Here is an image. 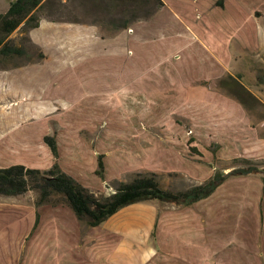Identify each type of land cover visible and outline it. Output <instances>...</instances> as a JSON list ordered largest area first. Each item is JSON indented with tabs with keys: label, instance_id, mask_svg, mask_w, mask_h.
<instances>
[{
	"label": "rangeland",
	"instance_id": "obj_1",
	"mask_svg": "<svg viewBox=\"0 0 264 264\" xmlns=\"http://www.w3.org/2000/svg\"><path fill=\"white\" fill-rule=\"evenodd\" d=\"M13 1L0 0V14L5 13ZM159 2L162 7L165 6L164 0H140L135 3L116 0L43 1L36 11L39 27L18 30L11 36L14 45L26 49L28 57L0 63V128L7 130L5 137L9 136L3 146L0 144V168L14 163L41 170L51 168L55 159L44 140L46 135L55 137L61 169L83 186L101 194L112 192L119 182L130 181L137 173L158 174L163 160L170 164L169 171L163 168L164 173H159V180L164 187L173 190L191 188L210 178L201 181V178L189 176L183 170L195 168L203 171L206 168L213 175L218 171L228 174L242 167L240 159L264 160L227 157V148L231 147L224 139L215 143L208 141L207 137L205 140L203 136L198 138L195 132L189 130L191 125L180 108L182 104L172 101L128 103L117 97L118 92L122 93L129 87V82L136 84L152 76L153 70L140 73V67L134 64L139 62L140 42L141 61L148 68L172 62L177 53L175 38L181 30L180 18L171 11L172 4L162 9L157 8ZM263 21L261 27L264 29ZM131 28L133 34L128 35L132 40L130 49L128 42L117 40L113 48L112 41L105 40L109 35ZM184 35L181 36L182 43L187 45L189 38H184ZM158 42L160 47L156 54L154 51ZM114 49L121 50L128 61L133 62L130 67L125 65L118 71L125 58L120 56L114 62L111 56ZM253 57L255 60L262 59L259 66H264L263 47ZM100 58H104L108 66L100 65ZM114 67L118 70L113 71ZM125 74H128L127 80ZM77 76H83V84L89 88L78 82L80 89L71 92L59 82L62 79L71 82ZM70 85L75 90V83ZM97 85L99 98L116 93L115 104L106 100L97 102L98 98L94 97L96 92H93ZM245 86L256 96L242 86L244 90H238V99L251 119H264V69L257 72L256 78L246 79ZM106 106L110 108L108 111L104 110ZM113 106L114 112L111 109ZM256 121L253 123L256 124ZM262 126L259 136L264 138V123ZM23 137L30 138L28 143L33 148L32 152L15 143L17 138ZM11 140L13 144L8 143ZM174 143L188 144L190 148L185 151V147H178L181 155L178 159L163 158L162 151L156 150L157 144H162L166 153ZM200 143H208L209 146L203 149ZM240 144L236 143V146H243ZM101 155L104 156V169L98 175ZM165 172L169 173L168 176ZM241 178L229 179L211 197L191 206L196 210L197 228L200 218H209L211 222L210 248L204 252L206 258L212 256L208 264H224L222 258L229 256L261 253V237L252 234L253 230L263 229L264 185L257 187L261 192L256 194L253 191L256 182L261 179L247 176L240 181ZM22 198L32 201V195ZM145 207L156 209L154 203L135 206L140 213L147 211ZM198 208H206L207 215ZM258 208L262 212L259 222L256 215L251 216V212ZM0 217L4 218V215L0 214ZM82 227L85 231L91 229ZM132 241L138 242L139 239L133 235Z\"/></svg>",
	"mask_w": 264,
	"mask_h": 264
},
{
	"label": "crops",
	"instance_id": "obj_2",
	"mask_svg": "<svg viewBox=\"0 0 264 264\" xmlns=\"http://www.w3.org/2000/svg\"><path fill=\"white\" fill-rule=\"evenodd\" d=\"M217 2L218 0H164L165 6L162 9L172 4L171 11L180 18L181 30H178L175 38L177 53L172 57V62L148 68L141 61L140 42L137 53L139 62L134 64L140 67V73L153 70L152 76L149 80L136 84L127 81L129 87L122 93L118 92L117 97L128 103L172 101L182 104L180 108L191 125L189 130L195 132L198 138L203 136L205 140L207 137L208 141L215 143L224 139L231 147L227 148V157L263 159L264 138L259 134L264 119L256 121L249 117L238 99V90L242 86L246 88V79L256 78L257 72L264 69V66H259L263 60H255L253 57L264 48V29L261 27L264 20V0H225L224 7H218ZM130 33L133 34L132 28L118 31L105 40L110 39L113 48L117 40L128 42L130 49ZM182 35L189 38L187 45L182 43ZM159 47L160 42L156 44V54ZM111 56L114 62L120 56L125 58L119 65L120 70L114 67L113 71H121L125 65L130 67L133 63L128 61L121 50L114 49ZM100 60V65L108 66L104 58ZM111 64L117 66L116 63ZM120 76L124 78V74ZM78 77L71 82L69 79L59 82L65 85L66 90L69 88L71 92H77L80 85H84V77ZM127 79L128 74H125V80ZM74 83L75 90L70 85ZM98 85L96 91H93L96 92L94 97L98 98L97 102L106 100L115 104L116 93H109L107 98L97 97L100 96ZM247 90L253 94L251 90ZM241 96L243 97V94ZM76 97L79 98L80 95L77 94ZM108 109L109 106L104 108L105 111ZM111 109L114 112L115 106ZM253 121H256V124ZM6 131L0 128L2 146L5 144V138L9 137H5ZM29 139L17 138L15 143L32 152ZM8 143L13 144V140ZM236 143L243 146L238 147ZM158 145L156 150L162 151L163 158L178 159L181 156L178 147H185V151L190 148L188 144L174 143L172 149H167L165 153L164 145ZM200 145L203 149L209 146L208 143ZM163 161L158 174L164 171L163 168L169 171L170 164ZM167 172L165 173L168 176ZM183 172L189 173V176H197L201 181L213 175V172L206 168L203 171L193 168ZM240 181H244V177ZM256 183L253 193L257 194L261 192L257 187L261 188L263 184L261 180ZM187 189L189 188L182 190ZM132 206L133 208H129ZM132 206L124 208L102 226L85 231L68 207L44 206L36 209L32 201L24 198L1 200L0 214H3L4 218L0 217V264H208L212 256L206 258L204 252L206 248H210L209 218H200L197 228L194 207L165 208L161 212L157 207H145L147 211L140 213L135 208L136 205ZM205 209L198 208L206 216ZM261 214L259 208L251 212V216H257L258 222ZM241 225L243 226L242 223ZM254 231L252 235L261 237V253L229 256L222 258L221 262L264 264V224L262 230L259 228V231ZM133 235L139 239L138 242L133 243ZM254 239L252 243L255 242Z\"/></svg>",
	"mask_w": 264,
	"mask_h": 264
},
{
	"label": "trees",
	"instance_id": "obj_3",
	"mask_svg": "<svg viewBox=\"0 0 264 264\" xmlns=\"http://www.w3.org/2000/svg\"><path fill=\"white\" fill-rule=\"evenodd\" d=\"M43 1L15 0L10 3L5 13L0 14V63L28 57L26 49L14 45L11 36L18 30L39 27L36 11L41 8ZM116 1L135 3L140 0ZM224 3L225 0H218L216 5L224 7ZM162 6L163 4L159 2L157 8ZM40 58L43 59V55ZM44 140L55 159L53 166L47 170L28 168L24 165L0 168V200L32 195V204L36 209L44 206L68 207L87 228L102 226L121 210L132 205L154 203L160 212L165 208L191 207L212 196L231 178L257 176L264 185V160L240 159L238 161L242 163V167L228 174L215 172L205 182L187 190L165 188L159 180V174L142 172L137 173L130 181L119 182L112 192L101 194L83 186L61 169L58 164V145L54 136L48 135ZM103 157V155L99 157L98 175L103 173ZM38 220L39 218L37 224Z\"/></svg>",
	"mask_w": 264,
	"mask_h": 264
}]
</instances>
